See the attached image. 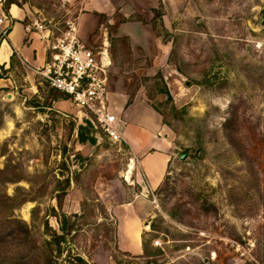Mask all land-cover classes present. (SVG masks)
<instances>
[{"label":"rangeland","instance_id":"rangeland-1","mask_svg":"<svg viewBox=\"0 0 264 264\" xmlns=\"http://www.w3.org/2000/svg\"><path fill=\"white\" fill-rule=\"evenodd\" d=\"M14 1L54 31L94 15L78 33L106 50L112 110L157 109L172 156L162 184L145 190L127 144L13 56L0 66V264H22L18 220L32 229V260L47 264L43 222L58 230L62 214H77L78 230L49 264H67V251L89 264H264V0ZM126 220L140 255L117 248V222L130 242Z\"/></svg>","mask_w":264,"mask_h":264},{"label":"crops","instance_id":"crops-1","mask_svg":"<svg viewBox=\"0 0 264 264\" xmlns=\"http://www.w3.org/2000/svg\"><path fill=\"white\" fill-rule=\"evenodd\" d=\"M94 11L99 12L98 9ZM30 14L32 11L29 6L19 7L10 4L5 13L6 19L0 23V28L9 24V29L0 40V66H3L5 71L11 69L12 57L16 56L27 78L30 74L36 77V69L44 66L47 60V41L32 26L29 30L26 29L32 23ZM86 22L93 25L94 15L82 14L77 17L79 29ZM115 31L117 35H127L130 39L133 38L124 25L117 26ZM121 118L125 124V143L132 154L136 183L140 185L145 180L141 187L153 191L162 184L172 156V143L169 137L162 132L161 116L150 104L133 101L124 109ZM127 172L130 173V170ZM113 213L116 215L114 211ZM133 222L126 220L121 224L122 232L130 241L125 245L120 243L119 223L117 222V248L123 253L140 255L142 246L139 230L132 228Z\"/></svg>","mask_w":264,"mask_h":264},{"label":"built area","instance_id":"built-area-1","mask_svg":"<svg viewBox=\"0 0 264 264\" xmlns=\"http://www.w3.org/2000/svg\"><path fill=\"white\" fill-rule=\"evenodd\" d=\"M3 19L6 16L0 10V23ZM31 22L26 29L32 26L47 41V60L36 69V75L48 88L62 93L89 114L109 142H125L122 118L112 110L109 101L106 50L94 51L78 33L75 19H66L58 31L46 27L39 18ZM157 244L155 241L154 245Z\"/></svg>","mask_w":264,"mask_h":264},{"label":"trees","instance_id":"trees-1","mask_svg":"<svg viewBox=\"0 0 264 264\" xmlns=\"http://www.w3.org/2000/svg\"><path fill=\"white\" fill-rule=\"evenodd\" d=\"M5 2L7 5V8L10 4H15L19 6L18 3L15 2L14 0H5ZM50 90L62 95V93L56 90H53V89H50ZM155 110L157 111V109ZM35 211L36 210L33 209L32 213L34 214ZM54 217L56 218L57 223H58V230H56L55 228H52L49 222L45 220L43 222V229L45 230V232H47V235L44 236L43 239H41L43 244L40 247L39 246L36 247L37 250H42V251L46 248V253H42V255H44L45 259L48 261L47 264H49L50 263L49 261H51L54 258L53 253L57 252V250L58 251L60 250L59 244L64 241L69 243L70 239L68 238L72 237L71 233L73 232L74 234L78 230L77 223H75V220H74L78 218L77 214H72V215L62 214L61 218L59 219L57 218V216H54ZM18 222L20 223L21 234H23L24 236V239H23L24 249L22 253V264H39L32 260L33 258L32 252L30 249H28V247H26V243H27L26 238L27 236L30 235L32 231V229L30 228V225L26 223V221L24 220H18ZM54 247H57V249ZM64 262L67 264H89V262L80 253L78 252L71 253L68 251L65 254ZM6 264H11V263L6 262Z\"/></svg>","mask_w":264,"mask_h":264},{"label":"water","instance_id":"water-1","mask_svg":"<svg viewBox=\"0 0 264 264\" xmlns=\"http://www.w3.org/2000/svg\"><path fill=\"white\" fill-rule=\"evenodd\" d=\"M261 23H262V25H264V18L262 19V22Z\"/></svg>","mask_w":264,"mask_h":264},{"label":"bare ground","instance_id":"bare-ground-1","mask_svg":"<svg viewBox=\"0 0 264 264\" xmlns=\"http://www.w3.org/2000/svg\"><path fill=\"white\" fill-rule=\"evenodd\" d=\"M146 223H147V221H146Z\"/></svg>","mask_w":264,"mask_h":264}]
</instances>
